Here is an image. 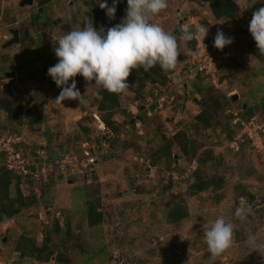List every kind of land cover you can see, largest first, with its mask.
Returning <instances> with one entry per match:
<instances>
[{
  "label": "rangeland",
  "instance_id": "1",
  "mask_svg": "<svg viewBox=\"0 0 264 264\" xmlns=\"http://www.w3.org/2000/svg\"><path fill=\"white\" fill-rule=\"evenodd\" d=\"M21 1L0 0V89L9 88L6 74L16 72L10 88L15 100L25 110L44 104V121L15 126L0 110V152L5 149L2 139H20L13 145L14 155L41 166L46 178L41 170L39 181L17 171L22 175L24 195H34L38 201L0 223V264H58L61 255L68 264H264V151L248 141L241 142L243 147L231 143L223 126L214 129L213 138L201 141L216 157L209 164L210 174L226 179L220 202L214 194L192 195L197 164L189 162L179 148H173L171 157L156 155L157 164L152 165V153L173 135L179 131L195 134V118L207 107L211 89L231 102L229 106L252 109L264 136V62L249 51L252 35L248 29L255 7H264V0H235L241 15L232 22L214 19L211 0H168V8L153 18L167 31L179 35L182 26L195 31L197 24H204L209 27L208 36L215 37L220 30L234 38L221 68L223 88H211L203 78L190 82L187 90L179 89L190 57L188 43L182 41L181 63L169 87L177 92V99L164 101L163 108L154 112L151 107L149 120H137L143 109L136 94L126 91L113 118L120 132L107 125L114 133L112 140L99 130L95 115L103 120V114L88 99L81 107L78 101L55 102L60 89L48 75L58 62L56 41L72 26L82 24L83 15L93 18L92 14L77 0H56L44 8L36 0L32 7L22 8ZM11 30L19 31L21 43L4 49L14 38ZM75 79L82 95L99 88L82 76ZM152 91H145L143 101ZM235 95L239 96L236 102ZM227 110L224 115L230 117ZM87 150L98 154L93 164L86 160ZM58 162H65V168L59 169ZM244 190L254 196L252 204L243 196ZM177 196L185 199L190 217L170 224L168 213ZM90 201L101 205L105 215L101 227L89 226ZM240 206L252 210L245 220L234 215ZM221 215L234 224V240L223 254L210 260L203 224ZM251 234L257 236L255 244L248 243ZM44 245L52 252L47 263L31 256Z\"/></svg>",
  "mask_w": 264,
  "mask_h": 264
},
{
  "label": "clouds",
  "instance_id": "2",
  "mask_svg": "<svg viewBox=\"0 0 264 264\" xmlns=\"http://www.w3.org/2000/svg\"><path fill=\"white\" fill-rule=\"evenodd\" d=\"M123 0H98V6L109 18H114L117 7ZM126 16L114 27L97 29L94 18L86 14L82 24L72 26L55 43L54 53L58 62L48 69V75L60 89L55 98L57 104L78 101L79 106L88 103L87 93L82 95L76 77L82 76L90 84L102 86L110 93H124L131 86L128 78L133 69L142 67L149 71L159 66L164 72L175 70L181 61L180 42L205 41L209 27L197 24L195 31L181 27L179 35L166 31L153 18L168 8V0H127ZM71 19V17H69ZM248 29L260 52H264V7L253 12ZM234 43V38L218 30L213 46L223 50ZM185 88V87H184ZM88 92V90H87ZM251 208L240 206L235 217L247 219ZM257 236L248 237L255 244ZM203 240L206 242L209 259L215 260L227 250L234 240V224L217 216L214 221L203 224Z\"/></svg>",
  "mask_w": 264,
  "mask_h": 264
},
{
  "label": "trees",
  "instance_id": "3",
  "mask_svg": "<svg viewBox=\"0 0 264 264\" xmlns=\"http://www.w3.org/2000/svg\"><path fill=\"white\" fill-rule=\"evenodd\" d=\"M54 1L56 0H36L38 6L41 8H44ZM77 1L81 2L92 14L97 29L103 27L105 30L120 24L126 16L128 7L127 0H123V2L117 7L116 16L114 18H109L106 12L99 8L98 0ZM108 2L111 6L112 0H108ZM255 8L256 10H259L258 6ZM210 10L214 19L217 21L232 22L238 19L241 15V7L235 0H211ZM187 43L190 52L196 50V40ZM249 51L259 61L264 62V52L258 50L253 37L249 45ZM174 72L175 70L164 72L158 65L149 71H144L142 67L133 69L127 81L131 87L126 91L135 93L136 100L139 101L137 104L143 108V100L145 98L143 94L145 91L151 88L154 91L159 86L169 88L172 82L171 76ZM203 78L204 77H199L198 79ZM93 89L94 90L91 91L90 95L87 96V99L103 114L102 117L104 122L111 126L116 134L119 133L120 127L117 122L113 121V118L117 115V111L121 107V99L124 97L126 91L124 93L115 94L104 90L102 86H99L98 89ZM153 91L151 95L154 93ZM205 102L207 107L204 106L195 118V124L192 128V134H195L190 135L188 131H179L177 134L173 135L163 148L152 153V165L155 166L157 164V160L155 159L156 155H160L161 157H171L173 154V148H179L182 155H184L189 162H195L197 164V168L192 173L194 179L191 186L192 195L203 193L214 194L218 202H220L224 199L221 192L226 187V179L224 176L219 175V173L210 174L209 164L214 162L216 157L214 151L211 148L203 146L201 141L207 138H213L214 129L223 126L227 128L229 138L231 143H233L239 135L237 130L240 126L234 125V118L232 116L227 117L224 115L226 110L231 107L229 106L231 102H229L224 96L217 94L211 89ZM243 108L244 109L239 110L245 118H254L252 109L249 108L248 111H246L247 107ZM0 110H3L7 114L8 120L15 126L40 125L44 121V104H37L35 109L25 110L24 107L15 100L14 91L9 88L4 91L0 89ZM141 117L149 120L144 113H142ZM84 132L86 135L88 130L84 129ZM85 138V140H88L87 137ZM239 145L243 147L245 144L240 143ZM32 170L37 172L38 170H41V167H33ZM28 179L39 181L40 178L28 176ZM21 183L22 175L18 172L11 171L7 168L0 169V223L13 219L23 209L37 203L38 199L36 196L24 195L20 189ZM13 187L16 188L15 195L11 196ZM243 196H245L251 204L253 203L254 196L249 192L244 190ZM86 212L87 221L91 228H98L104 224L105 215L101 211V205L98 202L90 201L87 205ZM189 217L190 212L185 199L179 196L174 197L173 207L168 213V222L170 224H178ZM57 232H60L59 226L57 227ZM31 256L41 262L47 263L50 262L52 258V252L48 246L44 245L39 247V249L37 248L35 251H32ZM57 263L68 264L69 261L61 255L58 257Z\"/></svg>",
  "mask_w": 264,
  "mask_h": 264
},
{
  "label": "built area",
  "instance_id": "4",
  "mask_svg": "<svg viewBox=\"0 0 264 264\" xmlns=\"http://www.w3.org/2000/svg\"><path fill=\"white\" fill-rule=\"evenodd\" d=\"M213 36H208L205 41H197L196 50L190 52L189 60L187 61V65L182 70L183 73V80L178 83L179 89L181 87L185 90L188 88V84L192 81L197 80L199 77L207 78L210 83V86L217 89L222 90L223 83L221 81V68L223 67L225 51L228 47L223 50H218L213 46L214 42ZM186 85V88H184ZM148 100L143 101V110L142 112L150 117L151 112L150 108L152 107L151 111H157L158 109H162L164 106V101L167 104L170 100H175L177 97L175 96L174 89H169L167 87H157ZM177 93V92H176ZM233 94H231L232 96ZM236 109L235 107L231 106L227 110V114L234 118V125H239L240 128L237 130L239 135L237 139L233 142L234 144L238 145L241 142L248 141L249 143L253 144L254 149H258L259 151H264V136L262 135V130L260 126L255 124L254 118L248 119L245 118L240 110ZM97 121L99 123V130L105 132L110 139L114 137V133L112 130L107 126V124L98 116L95 115ZM3 144L5 145V149L3 152H0V169L7 168L11 171H21L24 173L25 176H34L36 178H40V170L37 172L33 171V167H41L35 163H29L25 161L24 156L21 155H14V146L20 139L8 138L2 139ZM89 144H85V147L88 148ZM97 153L93 154L91 151H86L87 159L89 163H94L95 156ZM98 155V154H97ZM47 164V163H46ZM44 165V164H43ZM57 167L59 169H64L66 166L65 162H58ZM53 166V165H52ZM43 174L45 176L46 170L42 169ZM46 178V176H45Z\"/></svg>",
  "mask_w": 264,
  "mask_h": 264
},
{
  "label": "water",
  "instance_id": "5",
  "mask_svg": "<svg viewBox=\"0 0 264 264\" xmlns=\"http://www.w3.org/2000/svg\"><path fill=\"white\" fill-rule=\"evenodd\" d=\"M34 3H35V0H23L20 3V7H22V8H24L26 6H31L32 7L34 5ZM11 32H12L14 38L10 42H8L5 45V47H3L4 49L10 48L13 45H17V44H20L21 43V38H20L19 31H17V30H11ZM6 77L10 80L9 88H12L15 80L17 79V73L16 72L7 73L6 74ZM184 87L186 88V85H184ZM238 99H239V96L238 95H235L233 97V101L234 102L238 101ZM138 120H142V117H138Z\"/></svg>",
  "mask_w": 264,
  "mask_h": 264
},
{
  "label": "flooded vegetation",
  "instance_id": "6",
  "mask_svg": "<svg viewBox=\"0 0 264 264\" xmlns=\"http://www.w3.org/2000/svg\"><path fill=\"white\" fill-rule=\"evenodd\" d=\"M14 37V36H13ZM10 85V84H9ZM10 89V88H9Z\"/></svg>",
  "mask_w": 264,
  "mask_h": 264
},
{
  "label": "crops",
  "instance_id": "7",
  "mask_svg": "<svg viewBox=\"0 0 264 264\" xmlns=\"http://www.w3.org/2000/svg\"><path fill=\"white\" fill-rule=\"evenodd\" d=\"M184 70V69H183Z\"/></svg>",
  "mask_w": 264,
  "mask_h": 264
}]
</instances>
